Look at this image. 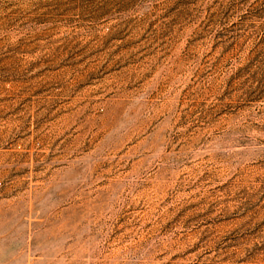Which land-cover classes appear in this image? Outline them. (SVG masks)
<instances>
[{
	"label": "rangeland",
	"instance_id": "1",
	"mask_svg": "<svg viewBox=\"0 0 264 264\" xmlns=\"http://www.w3.org/2000/svg\"><path fill=\"white\" fill-rule=\"evenodd\" d=\"M0 264H264V0H0Z\"/></svg>",
	"mask_w": 264,
	"mask_h": 264
}]
</instances>
